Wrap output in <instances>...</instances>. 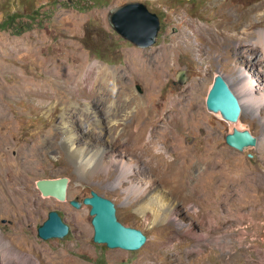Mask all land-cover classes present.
Instances as JSON below:
<instances>
[{"label":"rangeland","instance_id":"374dc122","mask_svg":"<svg viewBox=\"0 0 264 264\" xmlns=\"http://www.w3.org/2000/svg\"><path fill=\"white\" fill-rule=\"evenodd\" d=\"M128 2L143 3L158 16L154 45L136 47L110 27L109 9ZM261 3L264 0H0V242L7 250L32 259L30 264H264V49L256 42L258 30L264 29V10L253 13L249 21H236L229 31L214 26L221 19V5L249 13ZM197 26L202 28H192ZM197 30L202 36L195 34ZM247 30L249 36L244 35ZM187 37L192 49L184 44ZM164 45L173 46L171 61L165 76L153 78L151 84L144 77L156 66L149 55ZM198 45L212 49L211 60L202 59ZM254 58L259 62H249ZM63 62L70 68L85 63L82 77L97 72L95 63L102 65L100 72L111 79L113 94L124 90L139 100L129 115L138 106L160 115L172 107L174 96L196 85L202 114L189 126L156 134L159 151H167L179 172L176 185L161 182L149 164L134 170L121 186L112 184L114 177H101L99 170L83 173L62 144L58 127L63 115L81 129L96 122L82 118L86 100L72 96L70 83L68 90L63 84L50 90L56 99L47 102L25 94L28 89L47 91L55 81L51 71H58ZM179 72L185 75L182 84ZM216 74L237 95L242 106L239 121L256 138L255 146L240 151L228 145L233 124L206 109ZM93 100L101 101L97 94ZM147 129L149 137L152 126ZM121 130L122 126L114 128L123 145L109 144L108 150L115 152L106 155V172L114 173L120 159L128 160L125 155H136L128 147L136 133L120 134ZM83 144L96 146L100 139L83 133L77 147ZM59 177L69 181L65 201L43 197L37 181ZM129 185L171 199L173 215L166 221L151 214L144 217L138 211L142 190L133 192ZM91 191L114 202L119 222L144 233L147 241L139 250L109 249L93 241L90 206L82 203ZM71 200L81 202V207H73ZM51 210L59 212L70 231L63 239L44 241L37 228ZM215 238L219 244L212 241ZM197 247L199 253L192 250Z\"/></svg>","mask_w":264,"mask_h":264},{"label":"bare ground","instance_id":"6f19581e","mask_svg":"<svg viewBox=\"0 0 264 264\" xmlns=\"http://www.w3.org/2000/svg\"><path fill=\"white\" fill-rule=\"evenodd\" d=\"M233 9L234 8L232 7L227 8V9L224 7L222 8V5H221V7L217 10V12L220 14L221 19L219 23L214 26L216 28H224L225 30L229 31L231 30L230 28H236L234 26L236 21L240 22L243 20L245 21L246 19H248L249 21L253 13L257 14L261 10H264V5L261 3L259 6L256 7V10L254 9L253 11H250L249 13H243L242 11H239L238 13H236L235 10ZM237 9H240V7ZM192 28H202V27L197 26V27H192ZM252 28L255 29V27H252ZM201 33H202L201 30L195 31V34L197 36H202ZM257 34H258L257 35L258 38L256 42L259 46H261L264 49V29H259ZM244 35L249 36L250 32L247 30ZM187 39H186L187 41L183 40L184 44H186L188 48L192 49L193 45H191L188 42L190 40V37H187ZM172 47H173L172 45H164L163 47L155 50L149 55L151 58V61L154 60V62L156 63V66L152 68L151 70L147 69L144 72V77L147 79H150L151 84H152L153 78L155 80L158 78L161 79L165 76L166 71H167L166 69H168L170 61H171V57H172V50H171ZM197 51L199 52V55L202 56V59H205V58L208 60L212 59V56H211L212 49L209 50L201 45H198ZM206 54L207 56L203 57ZM249 62L257 63L259 62V60L254 58V59H249ZM85 65H86L85 63H83L81 66L70 65L71 68H74V69H71L70 67H67L66 62H63L62 65L58 69V71L59 70L62 71L61 73L57 71L58 67L54 68V70L51 71V75L53 76L55 81L53 83V81L50 79L52 83L50 82L51 84H49V88L47 91L46 90L44 91L43 89H39V90L28 89L25 91L26 95H30L34 97L37 96V97L42 98L43 102H47V101H50L51 99H56L54 95H49L50 93L48 92L50 90L52 91L54 89H57L62 84L68 90L69 83H70L71 88L73 90V92L71 93L72 96L80 100L81 99L86 100L84 102H86L87 105H86V108H84L85 110L84 114L81 113L83 114L82 118L84 120H87V119L97 120L96 122L90 121V123L88 122L87 125H83L84 128L81 129L79 128L80 125L78 124H77V127L75 126L72 127L70 125L71 121L69 122V120L71 119L63 115L61 117L62 119L60 122V126L58 127L60 129L58 136H60L61 142L62 144H64L70 156L74 159V161L77 164L81 165L83 173L88 174L89 172H92L94 170H99L101 172L100 173L101 177L108 176L109 179L114 177V181L112 184L115 186L123 185L124 182H126L133 175H135L133 174L134 170L146 168L148 164L150 165L153 171L157 172L160 175L159 177H160L161 182H164L166 184L175 183L176 178L178 179L179 172L177 168L173 165V160H169L166 157L167 151H159L157 147L158 141H157L156 134H158L159 130L161 129L169 128L170 131H173L174 129L176 130L181 127L189 126V124H191L194 119L197 120L196 118L202 114L201 109L196 104V100H195L196 85H193V86L191 85L192 87L189 88L188 91L179 93L178 95L174 96L172 99L170 98L172 107L166 111H163L160 115H158L156 112L150 111L147 107H140V106L135 107L136 113L134 115H129L128 113H129V110L131 109L132 104L138 103L139 100L136 97H132V98L128 97L125 94L124 90L117 92L118 93V94L116 93L117 95L113 94L112 81L109 77H107V74L100 72V69L103 67L100 64L99 65L97 63L94 64V69L95 68L97 69L96 73L95 71L91 73L89 72L85 76L82 77V72L84 71ZM143 67L144 65L142 66V68ZM68 68L69 70H67ZM106 73L116 75V73H114L112 69H106ZM114 81H116V79H114ZM118 83L123 84L124 83L123 79L120 78ZM151 84H150V88L152 90L153 88L151 87ZM95 94H97V96L100 97L101 99L100 102H96V103L94 102L93 99H94ZM123 95H125V97ZM64 105L65 106H63V109L66 110L67 103H64ZM100 112H102V115ZM121 121H126V123H121ZM238 121L236 123H231V122L229 123L233 124V128H232L233 130L237 129V130L243 131L245 129V125L242 121H239V122ZM120 126H122L124 129L120 131V134L121 132L126 135L136 133V135L133 138L128 139V147L132 148V150L136 152V155L135 153L125 155V158H127L128 160L120 159L116 163L117 165H116V168H115L116 170L114 173L106 172V169L110 165V164H106L107 162H105L106 155H109L108 153L112 154L113 152H115V149L113 148L108 150L109 144L112 142H116V143L122 142V139H120L119 141L116 140V132L114 131V128H117ZM150 126H152V129L149 132L150 136L146 137L147 131H148L147 128H149ZM134 128L136 129L135 132H134ZM83 133H85V135H89V136L94 135L98 137V139H100V144L96 146H93L90 144L89 146H86L85 144H83L82 147L80 146L81 148H78L77 140H78V137L82 135ZM54 137H57V135H54ZM52 139H50L49 141L50 144H52ZM121 145L123 144L121 143ZM121 149L122 151H125L124 147H121ZM37 153L38 152H36V154ZM114 158H116L115 155H114ZM244 185H245V182H244ZM129 186H130L129 189L132 190L133 192L135 191L139 192V190L141 189V187L136 186V185H133V186L129 185ZM240 188H243V187H240ZM144 189H141L142 191H140L138 194L139 213L142 214L144 217H147L149 214H151L153 215L155 220L161 219L163 221H166L168 218H170L173 215V210L175 208L174 203L171 201V199L165 198L159 191H156V193L151 196L150 194H147L144 191ZM42 196L46 198L50 197L44 194H42ZM212 241L215 242L216 244H219L220 240L218 238L217 239L215 238ZM192 250L199 253L201 249L197 247ZM31 260L30 258L23 256L22 254L20 255V254L8 251L5 244L0 242V264L1 262H3L4 264H30L29 262H31Z\"/></svg>","mask_w":264,"mask_h":264},{"label":"water","instance_id":"95a60500","mask_svg":"<svg viewBox=\"0 0 264 264\" xmlns=\"http://www.w3.org/2000/svg\"><path fill=\"white\" fill-rule=\"evenodd\" d=\"M107 19L110 27L124 40L139 48L154 45L160 29L159 19L155 13L148 10L140 2H128L109 9ZM178 82L185 81L184 72H179ZM138 90L141 91L138 86ZM209 112L220 114L227 122L236 123L242 112L241 103L237 95L230 88L227 80L221 75L214 76L213 83L205 100ZM228 145L242 151L256 145V138L247 130L234 129L226 136ZM68 178L41 179L36 187L44 195L65 201L67 195ZM82 203L90 206L91 224L93 226V241L105 244L109 249L127 251L139 250L147 241L144 233L135 227H130L118 221L114 202L95 191L83 198ZM75 208L81 207V202L71 200ZM70 231L69 225L56 210L49 211L46 220L37 228V236L46 241L49 239H63Z\"/></svg>","mask_w":264,"mask_h":264},{"label":"flooded vegetation","instance_id":"af4514ba","mask_svg":"<svg viewBox=\"0 0 264 264\" xmlns=\"http://www.w3.org/2000/svg\"><path fill=\"white\" fill-rule=\"evenodd\" d=\"M59 213V212H58ZM60 215V214H59Z\"/></svg>","mask_w":264,"mask_h":264}]
</instances>
